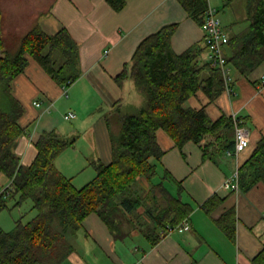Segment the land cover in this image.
I'll use <instances>...</instances> for the list:
<instances>
[{"label": "crops", "instance_id": "crops-1", "mask_svg": "<svg viewBox=\"0 0 264 264\" xmlns=\"http://www.w3.org/2000/svg\"><path fill=\"white\" fill-rule=\"evenodd\" d=\"M208 2L218 9L215 1ZM222 3L228 15L226 24L221 19L222 25L229 36L243 32L249 24L245 0H235L227 6L226 0ZM0 9L8 50L15 52L23 35L35 26L48 33L65 27L79 44L81 76L68 85V97L64 95L65 84L54 80L30 55L26 69L14 79L12 91L24 107L20 124L25 132L15 147L21 163L29 165L35 160L37 142L44 132L55 131L74 139L55 164L77 187L96 176V161L105 164L112 161L111 127L106 114L119 103L125 108L135 106L132 103L135 97L130 98L132 81L119 85L115 77L131 61L139 43L172 23L178 24L172 37L175 52L206 43L202 24L188 14L181 0H128L119 11L107 0H0ZM232 72L233 93L224 88L211 101L205 92L199 91L187 105L206 106L213 119L238 113L251 134V145L238 157L220 151L219 143L214 142L209 149L210 157L204 158L199 144L188 142L181 149L164 130L158 131V140L166 151L162 165L174 178L170 188L176 193V182H182V199L193 206L188 218L190 229L168 231L164 235L160 230L159 240L153 244L151 238L156 235L148 236L145 230L153 226L152 219L145 207L140 206L133 212H122V236L118 238L100 215L93 212L75 232L66 233L71 250L56 264H254V257L264 247V183L248 191H235L226 187L225 182L264 136V90L256 88L264 74V63L248 76L237 75L233 67ZM37 101L41 106L36 105ZM69 112L76 117L67 119L65 115ZM10 182L0 171V185ZM137 185L135 195L143 196L150 188L144 177L138 178ZM214 194L224 201L208 212L205 202ZM13 200L16 203L17 199ZM229 209L236 212L235 240L217 223ZM13 217L16 222L18 218Z\"/></svg>", "mask_w": 264, "mask_h": 264}, {"label": "trees", "instance_id": "trees-1", "mask_svg": "<svg viewBox=\"0 0 264 264\" xmlns=\"http://www.w3.org/2000/svg\"><path fill=\"white\" fill-rule=\"evenodd\" d=\"M117 11L128 0H107ZM235 0H226V6ZM188 14L200 24L205 21L208 0H181ZM248 26L233 34L225 46L227 61L239 76L251 75L264 63V0H245ZM0 9V171L12 181V190L0 197V211L8 199L16 205L32 202L36 214L27 221L20 217L12 230L0 231V264H56L70 253L66 233L75 232L84 220L97 212L115 237H121L122 212L145 207L153 226L146 227L155 244L160 235L189 218L193 206L182 199L184 187L177 181L173 193L171 173L162 165L166 151L158 140L164 130L179 148L188 142L199 144L204 158L210 157L214 142L220 151L235 148V124L232 115L213 119L206 106L192 107L187 102L199 91L211 101L224 91L220 69L205 61V43H196L182 53L172 47L177 23L167 24L146 36L137 46L131 61L115 77L119 85L134 82L144 101L133 109L121 103L106 114L111 127L112 161L95 162L96 176L81 187L56 168L58 156L74 142L55 132H44L37 147L38 155L29 164L21 163L16 143L24 134L20 124L23 105L13 95V81L35 58L58 83L70 85L81 76L80 47L67 28L48 33L40 26L21 38L17 50L6 48L2 34ZM215 151H213L214 153ZM150 182L141 196L135 195L138 178ZM264 183V136L249 157L240 164L239 186L248 191ZM224 201L217 194L206 202L213 212ZM219 227L233 240L236 237L235 209L217 219ZM159 229V231H158ZM254 264H264V247L254 257Z\"/></svg>", "mask_w": 264, "mask_h": 264}, {"label": "built area", "instance_id": "built-area-1", "mask_svg": "<svg viewBox=\"0 0 264 264\" xmlns=\"http://www.w3.org/2000/svg\"><path fill=\"white\" fill-rule=\"evenodd\" d=\"M206 35V44L208 45V61L210 64L218 69L222 73L224 80V88L228 93H233V83L234 76L232 73L231 65L227 61V55L225 52V46L229 42V34L224 29L222 25V20L219 16V10L210 5L208 2L207 9L205 11V21L202 24ZM109 51H106L108 54ZM260 85L262 91L264 89V75L261 77L258 86ZM64 95L69 96L68 85L63 86ZM37 106H41V102H36ZM67 119L76 117L74 112H69L65 115ZM235 124V148L233 151H228V154L238 157V154L244 151L250 145L249 130L242 123V121L237 117L236 114L233 115ZM238 166V165H237ZM226 187H231L235 191H241L239 186V167L232 173L229 180L225 182ZM12 190V181L7 185H0V197L2 195H7ZM190 229V223L188 219H185L182 223L175 227H169L168 231L172 232L174 230L183 232Z\"/></svg>", "mask_w": 264, "mask_h": 264}, {"label": "rangeland", "instance_id": "rangeland-1", "mask_svg": "<svg viewBox=\"0 0 264 264\" xmlns=\"http://www.w3.org/2000/svg\"><path fill=\"white\" fill-rule=\"evenodd\" d=\"M211 1H212V3H213V1H215V4L217 5L218 10H219V16L223 20L224 24H226V20H228L227 19L228 15L225 14V12L227 11V9L223 5L222 0H211ZM46 28H47V30L48 29L51 30V28L48 27V26ZM233 76H234V73H233ZM261 77H260V79H261ZM260 79H259V82H260ZM132 85H133V90H132L133 93H132V95L130 94V98H131V96L132 97H135L134 99L132 98V100H133L132 103L135 106H140V105L143 104L144 98H143L142 94L137 90V88H136V86H135V84H134L133 81H132ZM256 88L259 89V90L261 89L260 85L257 86ZM232 89H233L232 92H234V88H232ZM234 114H236L237 117L241 120V118L238 115V113H232V117H233ZM249 139H250V143H251L250 130H249ZM237 165L238 166H236L235 170L237 169V167H240V164H237ZM135 186H138L137 183H136ZM31 207H32V202L29 201V200L26 201V202H24V203H22V204H20V205H16L15 204V201L13 199H8V201H7V207L6 208H3L0 211V230L3 229L5 231H9V230H12L15 227L16 222L14 221V219H13L14 217L13 216H16V218H18V219L20 217H23V220L24 221H27L30 218H32L35 215L36 212L34 210H31ZM186 219H188V218H186Z\"/></svg>", "mask_w": 264, "mask_h": 264}]
</instances>
